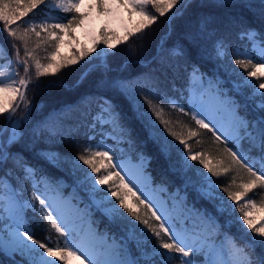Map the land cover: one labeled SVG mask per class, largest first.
I'll use <instances>...</instances> for the list:
<instances>
[{"label": "snow or ice", "instance_id": "snow-or-ice-1", "mask_svg": "<svg viewBox=\"0 0 264 264\" xmlns=\"http://www.w3.org/2000/svg\"><path fill=\"white\" fill-rule=\"evenodd\" d=\"M236 3L237 0H213L217 8H227ZM41 5L44 6V17L24 21L21 31L18 22ZM193 6L194 0H87V3L86 0H0V35L8 40L15 57L9 58L7 50L0 44V60L6 61L0 63V117L5 120V124L0 126V166H6L11 160L15 167L23 170V180L31 183V188L24 183L17 191L9 183L11 172L0 176V222L4 220V212L8 213L11 221L6 229L0 227V248L8 245L12 252L20 253L21 264H174L176 260L179 264H264V222L257 226L250 218L251 209L258 207L256 200L250 198L243 204H230L219 194L220 186L211 176L191 163L199 161L213 176H219L221 171L227 173L233 166L243 169L248 174V181L239 185L241 192L223 188L231 201H239L257 186L264 189V82L256 83L264 79V30L258 31L251 26L241 30V39H246L250 48L243 51L237 48L234 52L237 58L233 64L244 69L246 75L235 67L225 69L233 76L242 77L230 81L231 91L235 95H229L218 74L205 77L195 65L190 73V83L197 82L200 85L198 91L189 92L185 97V93L172 84L170 91L177 93L181 99H187V111L184 104L178 103L167 91L162 90L159 77L152 73L135 80L107 79L109 57L117 54L109 50L116 49L119 44H127L130 38L157 22L158 16L149 9L163 17L176 8L169 18L171 24L172 20L183 16ZM196 6L204 7L203 0ZM243 6L249 10L254 7L250 2H245ZM118 9L127 11L129 20L133 16L140 17L131 28L122 24L123 36L110 29L114 20L122 19L117 16ZM259 14L264 19V0H261ZM96 20L103 22L98 37L94 36L93 48L82 51L77 59L56 62L55 57L64 35L74 33L78 28L95 32ZM198 23L199 34L215 31L210 15H201ZM37 28L40 30L37 31ZM41 33H46L44 43L54 41L51 44L53 51L45 57L47 63H41L36 54V49L41 47ZM33 34L38 41L35 49H30L29 41ZM184 39L189 46L198 47L197 35L185 33ZM13 41L22 42L25 52L23 59L20 57V48ZM101 45L97 52V47ZM214 51L217 58L224 57L227 52L225 42L217 40ZM91 52H96L93 57L95 63L89 62V69L74 87H78L90 71L102 69L95 87L100 91L112 90L122 97V102L117 103L107 95H81L75 103L59 110L60 127L55 123H43L34 134V139L36 136H47L49 140L58 137L62 143L66 138L62 131L64 125L69 128L67 138L77 134L80 128L87 130L85 135L88 143L76 145L77 155L52 150L38 153L51 167L67 169L76 177L77 187L88 198V203L81 208L79 205L83 201L77 196H64L61 180L51 177L43 168L30 166L22 156L13 153V148L21 142L23 134L20 126L26 118L17 117V111L21 105L26 112L35 107L26 95L32 81L30 72L33 66L38 80L42 76L55 75L69 64L78 63L79 59ZM172 55L183 57L188 53L178 43L172 49ZM254 59L259 63H253ZM20 67L24 71L23 77L19 75ZM249 68L252 70L247 71ZM245 89L250 91L245 92ZM236 96L241 97L243 102ZM163 105L190 116L199 129L211 132L214 142L225 145L223 152L227 163L221 160L218 161V167H211L204 152L194 153L188 140L174 131L171 121L164 118ZM218 113H223L224 118ZM133 122H141V127L147 129L149 137L165 157L171 159L173 152L177 154L171 167L183 174L185 188L191 187L201 199L211 203L217 215L194 207L188 209L185 198H180L179 202L185 207L186 215H173L164 204L153 207L155 201L140 183L141 177L145 181L150 179L144 176L147 158L141 155L133 171L124 161L123 151L117 148L122 143L133 144ZM160 125H163V131ZM187 134L196 137L199 132L189 128ZM168 136L174 137L179 144H174ZM109 140L113 144L107 143ZM229 143L232 147L227 146ZM113 177L117 179L109 183ZM73 200L77 203H73ZM36 202L40 205V215L64 238L62 243L56 241L53 246H49L53 243L50 236L46 237L48 243L41 242L28 227L27 210L35 212ZM141 206L147 211L141 212ZM237 207L240 215L234 216ZM259 207L264 210V203ZM95 212L109 223L118 225L122 235L117 238L99 233L93 219ZM219 216L228 217L225 221L228 227L237 226L241 239H244L242 245L235 236L222 232ZM192 217L198 223L189 226L186 221ZM152 218L158 224L150 223ZM149 232L151 235H148ZM219 236L225 238V243L217 247L215 240ZM257 248L261 254H257Z\"/></svg>", "mask_w": 264, "mask_h": 264}, {"label": "trees", "instance_id": "trees-1", "mask_svg": "<svg viewBox=\"0 0 264 264\" xmlns=\"http://www.w3.org/2000/svg\"><path fill=\"white\" fill-rule=\"evenodd\" d=\"M245 2H250L254 7L249 10L244 7ZM201 0H194V6L189 8L183 16L177 17L169 24V17L171 12L165 16L160 17L157 13L153 14L158 16L157 22L150 27L146 28L142 33L129 39L127 44H123L116 49H110L109 51H115V56L109 57V70L107 72V79H125L135 80L137 77H143L149 73H152L159 77L160 84L163 91H167L168 94L178 101L180 104L185 105V111L187 108V99H181L179 95L173 91H170L172 84L174 83L177 89L181 92L187 93L194 89L196 84L194 81L190 83V73L192 66L195 65L200 69L205 76L212 77L214 74H218L219 78L224 81V85L229 89L230 95H235L231 91L232 80H238L242 77L233 76L231 73L225 71L226 68L235 67L238 72L246 75L244 69H240L238 65L233 64V60L236 58L234 52L237 48L245 50L250 48V44L246 39H241V30L245 26H251L258 31L264 30V19H261L259 14V6L261 0H237V3L227 8H217L213 4V0H203L204 7H197ZM44 6L41 5L37 9H34L28 14V17H35L36 19H42L44 17ZM58 14V13H56ZM59 15H71V14H59ZM201 15H210L213 17L212 28L215 29L211 34H199V17ZM24 21H19L21 25V31L24 27ZM40 29L37 28V31ZM185 33H192L198 36V47L193 48L189 46L184 39ZM46 37V33H41L39 41L41 47L36 49L37 57L41 60V63H47L45 57L53 51L51 44L53 42L44 43L43 40ZM217 40H223L227 46V52L224 57L217 58L214 51V44ZM38 38L33 34L29 41V48L35 49ZM0 43L3 44L5 49L13 53L8 40L4 35H0ZM20 48V57L24 58L25 52L22 42L13 41ZM181 44L187 56L176 57L172 55V49ZM102 47V46H100ZM47 49V51H45ZM99 50V49H98ZM253 63H259L257 60H253ZM85 65V66H84ZM88 65L78 63V65H71L70 70L63 67L55 75H46L40 77L38 80L34 75V66L31 69L30 75H32V81L29 84L27 91V98L31 101V104L35 107L26 112L23 105L17 111V117H26L21 122L22 138L21 142L13 148V153H18L23 157L30 166L43 168L51 177L64 181L67 186L64 187L65 191H70L72 187H76V177L72 175L67 169L58 170L48 165L42 160L38 153L44 150L59 151L62 154L67 153L70 155H77V144L83 145L88 143L85 128H80L79 132L71 138H67L69 128L64 125L62 131L65 135V139L61 143L57 137L55 140H49L47 136L39 138L34 134L37 130L43 126V123L59 126L58 116L59 110L65 105L75 103L81 95H107L114 99L115 102H122V97L118 96L112 90L100 91L95 87V82L100 79L102 75L101 70H93L88 73L82 83L78 87H74L76 81L80 79L83 72ZM21 72L23 68H18ZM249 68L247 71H251ZM264 79L258 81L261 83ZM54 85V86H50ZM245 92L247 90L245 89ZM238 100L242 101V98L236 96ZM243 102V101H242ZM164 118L171 121V127L177 133H180L188 140L189 145L194 152H204L207 162L211 167H218V161L224 160L227 163L226 156L223 152L225 145L220 142H214V138L206 129H199L191 120L190 116H186L177 110L169 109L166 105ZM153 119L155 117L153 116ZM5 124L3 117H0V126ZM157 124L159 122L157 121ZM134 141L131 144L132 160L138 161L140 156L143 155L149 159L146 169L147 174L152 178L153 183L159 186H165L169 191H173L179 188L181 192L187 195L189 203L200 209L207 210L212 215H217L214 207L206 200L201 199L196 191L191 187L185 188L184 176L181 172L174 170L171 164L177 159V154L173 152L171 159L165 157L158 150L155 142L149 137L147 129L141 127V122H133ZM160 130L163 131V125H160ZM191 128L194 131H198L199 135L196 137L188 136V129ZM74 131V130H73ZM167 136V132H164ZM99 137H97V140ZM168 139L174 144H179V141L174 137L168 136ZM110 141V140H109ZM199 141V143L197 142ZM95 143L96 141H92ZM228 147H232L229 143ZM183 148V145H180ZM235 150V149H233ZM184 151H187L184 149ZM198 167L202 168L205 173L211 176V179L218 184L219 194L223 196L227 201L231 199L227 196V193L223 192V188L228 187L230 191L241 192L239 188L241 183H247L248 174L243 169H238V166H233L227 173L221 171L219 176H213L208 173L203 165L199 164V161L192 162ZM87 168V166H84ZM90 171V169H89ZM11 172V176L8 178L9 182L17 190H20L22 184L27 183L31 188V183L23 180V170L19 167H15L10 160L6 166H0V176L5 173ZM235 179V183H233ZM42 187V186H41ZM246 197L254 198L258 207L264 203V189L257 186V188L249 191ZM30 197V196H29ZM123 211V209H121ZM141 212H146L147 209L141 206ZM150 216V212L148 213ZM28 226L34 231L35 238L41 240V242L48 243L46 237L50 236L53 243L56 241H63V237L48 224L46 219L40 215V211L33 212L31 209L27 210ZM93 219L96 221L97 230L99 233H107L110 236L119 238L122 233L121 229L116 224H111L109 221L102 217L98 212H95ZM131 219V218H130ZM222 226V231L230 233L235 236L239 244L244 243V239H241V233L233 225L228 227L225 224V216L218 217ZM138 223V222H137ZM150 223L158 224L154 218L150 219ZM141 227H143L141 225ZM148 235H151L149 232ZM167 239V237H165ZM246 239V238H245ZM155 242V241H154ZM257 254H261L260 249H256ZM178 255V254H173ZM197 260L200 257H196ZM0 264H19L18 260L11 258L0 250ZM174 264H179V261H174Z\"/></svg>", "mask_w": 264, "mask_h": 264}, {"label": "rangeland", "instance_id": "rangeland-1", "mask_svg": "<svg viewBox=\"0 0 264 264\" xmlns=\"http://www.w3.org/2000/svg\"><path fill=\"white\" fill-rule=\"evenodd\" d=\"M86 3H87V0H86ZM178 7H179V5H177V8ZM175 11H176V8H173L170 12L172 14ZM51 14L52 15H59V14H63V13H58V14L51 13ZM117 16L121 17L122 19L114 20L110 24V29L115 30L117 35H120V36L124 35L122 24L123 25H127L129 28H131L140 19V17H138V16H133L132 19L129 20L127 11H125L123 9H118L117 10ZM24 18H25V21H26L28 19L35 18V17L26 16ZM102 22L103 21H101V20H96V22H95V32H91V29L85 30L84 28H78V29H76V31L74 33H69V34L64 35L63 42L60 44V47H59L58 55L55 57L56 62L59 63L61 61H71L73 59H77L79 57V54L82 51H84L85 49H92L93 48L94 36L98 37V35H99V27H100ZM122 45H123V43L117 45V47H120ZM99 47L100 46L97 47V52H99V50H98ZM241 51H243V50H241ZM7 54H8L9 58L15 59L14 53L10 54V52L7 51ZM95 55H96V52H91L88 56H85L83 59H79L78 60V63H82V64L88 65V67L86 68L85 71H87L89 69V67H90V63L89 62L95 63L93 61V57ZM0 63H6V61L0 60ZM78 63H76L75 65H78ZM71 65H74V64H69V66H67L66 68L68 70H70L71 69L70 68ZM18 71H19V75L21 77H23L24 76V71H22V72L20 70H18ZM84 72H83V74H84ZM205 77H208V76H205ZM250 79H254V78H250ZM262 82H264V81H262ZM194 83L196 84L197 87H195L194 89L191 90V92H193V93L198 91L199 88H200V85L197 82L194 81ZM256 83H258V81H256ZM222 86L225 89H228L224 85V83H223ZM246 90H247V92L250 91L249 89H246ZM229 95H230V93H229ZM4 115L6 116L7 114H4ZM218 116H220L221 118H224L223 117V113H218ZM107 143L113 144V141L110 140V141H107ZM117 148H118V150H122L123 151L124 161H125L126 165L131 170L135 171V168L133 166L138 165L139 161H133L132 160L131 153H132L133 149L131 148V145H129L128 143H122V144L118 145ZM113 159L115 161V155L113 156ZM192 162H194V161H191V163ZM147 166H148V161H147V164H146L145 169H144V176L149 177L150 179L145 181L144 178L141 177L140 183H141L142 187H144V190L149 194V196H151L152 201H155V203H153V207L154 208L157 207V204H164L169 209V211L172 212L173 215H186V209L179 201H180V198H185L186 199L187 208L188 209L193 208V206L189 203V201L187 199V195L184 194L183 192H181L178 188H176L173 191H169L167 189V187H165V186H155L152 183L151 177L146 172ZM101 172H103V168L101 169ZM121 174H123V173H121ZM116 179H117L116 177H113V179L110 180L109 183H113ZM126 179H127V177H126ZM62 182H63L64 187H66L67 184L64 181H62ZM10 185L12 186L11 183H10ZM64 187L62 189V192H63L64 196H66V197L77 196L80 200L83 201V203H81L79 205L81 208L84 206V204L88 203V198H87L86 193L84 191H82L80 188L72 187L70 189V191L67 192V191H65ZM162 189H167V191H163ZM17 191H19V190H17ZM28 198H30V197H28ZM113 199H115V197H113ZM132 199H134V198H132ZM247 199H250V198L246 197V196H243V197H241V199L239 201H228V202L230 204H235V203L243 204ZM73 203H77V201L73 200ZM35 207H36V211H40V205H39L38 202H36ZM196 209H198V208H196ZM251 213H252V215H251L250 218L253 219L256 222L257 226H259V224L261 222H264V210H261L260 207H257L256 209H251ZM239 215H240V211H239V208L237 207V209L235 210L234 216H239ZM3 216H4V220L2 222H0V227H4L6 229L8 224L11 223V221L8 219V213L7 212H4ZM186 223L189 226H194L196 223H198V221H196V219L194 217H192V218L188 219L186 221ZM234 226L237 228V226L235 224H234ZM85 227H86V225H85ZM221 230H223L222 226H221ZM222 232H224V231H222ZM228 235L232 236L230 233H228ZM215 243H216V246L219 247L220 245L225 243V238L223 236H219V237L216 238ZM53 245H49V246H53ZM0 250L3 251L6 255L10 256L11 258L17 259L18 263L21 264L22 257L20 255V253L12 252L8 245H5L3 248H0ZM77 264H78V262H77Z\"/></svg>", "mask_w": 264, "mask_h": 264}]
</instances>
